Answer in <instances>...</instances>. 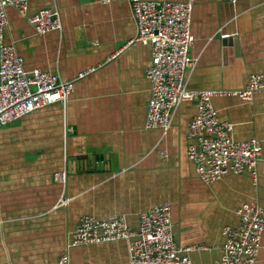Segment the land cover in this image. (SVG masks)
<instances>
[{"label":"crops","instance_id":"0c3cea01","mask_svg":"<svg viewBox=\"0 0 264 264\" xmlns=\"http://www.w3.org/2000/svg\"><path fill=\"white\" fill-rule=\"evenodd\" d=\"M47 7L60 12L62 30L45 36L7 8L6 40L25 68L64 80L95 70L65 104L0 128V264H63L65 255L67 264H131L125 240L74 247L72 232L84 215L113 214H125L137 230L141 213L163 203L172 207L175 240L207 248L191 253L193 264H218L224 228L239 224L238 209L264 208V90L251 102L212 98L234 138L257 139L262 156L257 178L227 174L207 185L187 156L197 101L177 109L167 134L146 129L151 48L138 43L114 57L137 33L130 2L29 0L30 15ZM191 28L198 64L188 89L242 90L251 74L264 73V0H195ZM257 264H264V235Z\"/></svg>","mask_w":264,"mask_h":264},{"label":"built area","instance_id":"2783aa9c","mask_svg":"<svg viewBox=\"0 0 264 264\" xmlns=\"http://www.w3.org/2000/svg\"><path fill=\"white\" fill-rule=\"evenodd\" d=\"M100 1L110 4L123 0ZM128 1L137 33L114 57L138 43L151 48L153 63L147 70L151 88L145 128L167 134L177 109L184 103L197 101L198 112L190 122L191 143L187 150L197 176L207 185L227 174L249 172L257 178L262 156L260 142L257 139L236 140L234 125L220 120L212 98L228 94L251 102L255 94L264 90V73L251 74L242 90L188 89V76L198 64V59L190 53L195 42L191 28L195 0ZM9 7L26 17L37 35L62 30L58 10L47 7L30 15L29 0H0V128L45 107L65 104L74 92L75 83L95 70L88 68L70 80H64L59 72L40 68L27 70L16 44L6 40ZM56 177L67 179L66 173H57ZM69 201L64 199L62 204L68 205ZM237 213L239 224L224 228L226 242L218 264H257L264 235V208L257 202H250ZM119 240L128 243L131 264H193L191 253L207 249L202 245L184 247L175 240L169 203L141 213L137 230L130 227L125 214H113L105 219L84 215L72 232L70 245L88 246ZM62 263H68L67 255L62 257Z\"/></svg>","mask_w":264,"mask_h":264}]
</instances>
